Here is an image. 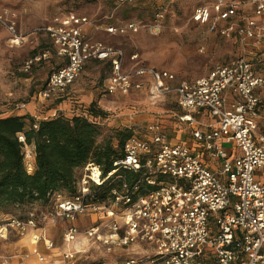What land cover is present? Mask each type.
<instances>
[{"label":"built area","instance_id":"2783aa9c","mask_svg":"<svg viewBox=\"0 0 264 264\" xmlns=\"http://www.w3.org/2000/svg\"><path fill=\"white\" fill-rule=\"evenodd\" d=\"M14 17L4 11L0 22L10 31L11 44L20 45L25 37L16 30ZM163 19L160 11L149 22L132 18L97 23L75 11H59L41 28L60 60L38 91L41 105L65 96L86 63L106 60L111 62L107 92L126 93L139 86L133 77L148 75L153 94L176 93L187 111L180 119L191 124L192 142L172 140L160 124H150L146 133L126 140L112 170L103 174L101 166L90 161L75 193L53 192L56 214L71 223L63 232L69 245L63 256L73 260L83 250V238L108 249L146 244L160 264H264V0H205L194 8L190 22L234 39L239 55L206 76L176 85L169 70L140 65L138 53L131 55L135 63L128 71L122 48L85 31L91 25L111 35L141 29L158 34ZM50 57V49L42 50L24 61L23 70ZM203 115L211 120L201 121ZM19 139L25 142L22 134ZM28 147L25 144L24 158L32 155ZM25 163L32 172L35 163ZM89 212L99 218L81 229L76 219ZM7 219L6 225L20 230L37 226L33 215ZM42 238L47 250L55 248L45 232L37 236ZM124 264L141 262L132 257Z\"/></svg>","mask_w":264,"mask_h":264},{"label":"rangeland","instance_id":"374dc122","mask_svg":"<svg viewBox=\"0 0 264 264\" xmlns=\"http://www.w3.org/2000/svg\"><path fill=\"white\" fill-rule=\"evenodd\" d=\"M204 1L128 0L120 4L119 0H0V14L13 12L16 30L25 37L22 44L12 45L8 27L0 22V115L21 113L38 119L59 114L72 117L86 114L90 103L95 101L105 112L104 116L91 117L101 130L97 138L99 143L111 139L117 147V131L131 130L135 135H143L153 123L160 124L172 140H190L191 124L180 119L187 111L178 104L174 91L153 94L152 80L145 75L133 77L134 83L139 86L132 87L128 92L109 93L106 82L111 73V62L106 60L86 63L65 96L41 105L37 99L38 91L46 83L53 67L60 63L50 39L41 28L59 11H75L97 23L132 18L149 22L155 20L157 12L162 11L165 26L158 34L141 29L137 33L111 35L92 26L95 29L93 39L122 48L128 71L135 63L131 55L138 53L140 65L169 70L174 74L171 84L176 85L206 76L216 66L226 64L239 55V45L234 39L221 37L206 27L190 22L194 8ZM45 49H50L51 57L36 64L32 70L24 71V61ZM30 102H34L35 106L32 111L27 107ZM28 148L32 150V155L26 156L25 160L29 159L34 164V146L29 145ZM84 167L76 168L77 179L82 178ZM63 190L66 195L73 194ZM51 199L10 206L0 212V264H124L132 257L138 258L141 264L161 263L146 244L108 249L86 243L83 238L80 240L83 250L73 260H67L63 252L69 245L63 240V232L71 223L56 214ZM32 215L37 223L34 228L20 230L6 225L8 216L26 218ZM98 218V214L84 213L77 217L75 224L84 229ZM41 232L53 239L54 249L47 250L43 238L37 240ZM43 255L45 259L41 260Z\"/></svg>","mask_w":264,"mask_h":264},{"label":"trees","instance_id":"16d2710c","mask_svg":"<svg viewBox=\"0 0 264 264\" xmlns=\"http://www.w3.org/2000/svg\"><path fill=\"white\" fill-rule=\"evenodd\" d=\"M104 115L93 101L86 114L72 117L59 114L38 119L17 113L0 116V212L10 206L47 202L57 190L75 193V170L90 161L100 165L103 174L112 170L133 132L117 131V147L111 139L99 143L101 130L91 117ZM20 134L25 142L19 139ZM25 144L34 146L33 172L26 167ZM97 193L102 198L104 191Z\"/></svg>","mask_w":264,"mask_h":264},{"label":"crops","instance_id":"0c3cea01","mask_svg":"<svg viewBox=\"0 0 264 264\" xmlns=\"http://www.w3.org/2000/svg\"><path fill=\"white\" fill-rule=\"evenodd\" d=\"M58 13V12H57ZM56 14V13H55ZM92 19V18H91ZM126 21V20H125ZM103 22V21H102ZM105 22H107V23H121V22H124V21H116V22H114V21H107V20H105L103 23H105ZM85 31H86V33H87V35H89V36H92L93 37V34H94V32H95V29L91 26V25H88V26H86V28H85ZM222 37V36H221ZM59 65H57V66H55V67H53L54 69L55 68H57ZM53 69V70H54ZM52 70V71H53ZM50 75V74H49ZM49 77V76H48ZM40 90V89H39ZM262 94H264V91H262ZM34 102H30V103H28V105H27V107L32 111L33 109H34V104H33ZM30 113H32V112H30ZM18 114H21V113H18ZM1 116V115H0ZM201 121H206V122H209L210 120H211V117L210 116H208V115H203L202 117H201V119H200ZM260 126H261V128L264 130V114L263 115H261V119H260ZM180 140V139H179ZM182 140V139H181ZM183 141V140H182ZM186 142H192V138L190 139V140H188V141H186Z\"/></svg>","mask_w":264,"mask_h":264}]
</instances>
